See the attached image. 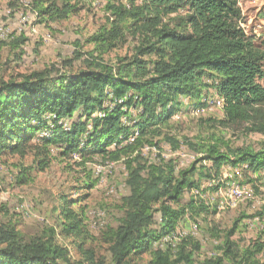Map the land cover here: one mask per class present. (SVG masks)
<instances>
[{
	"label": "trees",
	"instance_id": "16d2710c",
	"mask_svg": "<svg viewBox=\"0 0 264 264\" xmlns=\"http://www.w3.org/2000/svg\"><path fill=\"white\" fill-rule=\"evenodd\" d=\"M58 1L46 5L35 0L33 7L47 22L71 16L75 6ZM239 2L108 0L112 17L90 36L95 47L85 59L86 68L67 70L65 65L73 61L65 60L62 68L0 79V157L23 158L33 152L34 168L40 172L51 166L58 149L61 156L72 159L99 155L103 160L123 161L129 188L123 197L124 213L117 226L103 232L112 264H136L134 260L147 253L148 264H196L194 252L186 248L192 235L178 242L176 232L189 214L208 210L202 197L208 187L205 181L221 180L224 164L247 165L258 173L264 169V142L258 150L234 148L215 134L207 143L165 137L174 150L183 142L195 154L186 167H179L173 158L150 162L141 152L146 138L162 135L161 125L179 109L182 97H195L202 106V93L212 86L224 100V116L206 123L264 135V48L242 27ZM129 35L140 37L134 54L105 62L102 56L125 45ZM11 38L16 48L26 40L23 34ZM207 79L213 80L212 86ZM74 117L66 128L62 121ZM28 175L23 168L17 180L27 183ZM63 198L58 227L47 226L29 236L10 217L0 219V264H105L97 261L92 248H85L92 237L85 209H74L77 201ZM233 231L218 245L223 257L213 255L203 264H264L258 257L264 254V243L256 241L240 252L230 242ZM60 237H73L83 259L74 260Z\"/></svg>",
	"mask_w": 264,
	"mask_h": 264
},
{
	"label": "rangeland",
	"instance_id": "374dc122",
	"mask_svg": "<svg viewBox=\"0 0 264 264\" xmlns=\"http://www.w3.org/2000/svg\"><path fill=\"white\" fill-rule=\"evenodd\" d=\"M34 1L0 0V79L9 80L53 66L62 68L65 60L73 61L71 66L65 65L67 70L86 68L85 59L92 55L95 47L89 42L90 36L106 23L108 17H112L107 7L108 0H68L76 8L71 16L47 22L37 14L39 9L33 7ZM119 1L114 0V3ZM44 2L49 5L52 0ZM239 3L244 14L243 23L249 31L257 29V35L252 38L256 45L264 48V0H240ZM13 34L24 35L26 40L22 48L12 47L9 40ZM139 43V36L129 35L125 45L104 54L103 60L115 63L119 57L133 55ZM78 53L82 56H77ZM207 83L212 86L213 80L207 79ZM261 83L264 86V77ZM203 95L202 106L196 104L195 97L180 99L179 109L161 125L162 135L146 138L148 141L141 147L143 157L150 162L159 161L161 157L173 158L179 167L188 166L195 154L183 142L178 150H174L166 136H174L181 141L204 139L207 143L212 142L209 136L215 134L234 148L258 150L262 147L264 135L260 133L250 134L239 126L212 128L206 123L209 118L222 119L225 104L215 86L205 89ZM74 120L75 117L62 122L69 128ZM124 122L129 121L125 118ZM60 151L56 150L51 166L43 172L34 168L36 156L33 152L23 158L17 154L0 157V219L10 217L21 231L30 236L47 226L58 227L64 196L76 200L73 208L85 209V222L92 236L85 241V248L95 251L97 261L112 264L109 246L103 241V232L108 226H117L123 216V197L129 193L126 167L123 161H107L99 155L92 158L87 155L85 159L76 155L72 159L61 156ZM23 168L30 173L27 183L17 180ZM221 172L219 179L224 182H214H220L223 186L228 183L229 192L236 195L228 199V190H221L220 195H216L217 186L205 181V187H208L202 197L209 204L208 210L189 214L176 232L177 238L180 237L178 242L185 235H192L193 238L183 245L186 244L188 251L194 252L196 264H203L213 255L223 257L224 251L218 245L225 241L226 234L232 230L230 242L240 252L252 247L256 241L264 243V175L247 165L234 167L224 164ZM92 182L94 186L89 187ZM197 191L194 190V193H199ZM59 240L69 246L74 260L83 259L82 251L78 243L73 242V237H60ZM258 257L264 259L263 252ZM150 259L151 255L147 253L134 261L136 264H148ZM224 259L228 261V258Z\"/></svg>",
	"mask_w": 264,
	"mask_h": 264
},
{
	"label": "built area",
	"instance_id": "2783aa9c",
	"mask_svg": "<svg viewBox=\"0 0 264 264\" xmlns=\"http://www.w3.org/2000/svg\"><path fill=\"white\" fill-rule=\"evenodd\" d=\"M242 23H243V20H242ZM243 25H244V30L248 36H256L257 35V29L249 31V29L246 28L244 23H243ZM259 27H261V26H259ZM220 182H224V180H220ZM220 182H213L212 181V186H215V185L219 184ZM223 187H225V189ZM221 190H228V199L236 195V194H232L231 192H229L228 183L226 186H223V185L220 186V188L216 191V195H220ZM241 190H243V186H241Z\"/></svg>",
	"mask_w": 264,
	"mask_h": 264
},
{
	"label": "bare ground",
	"instance_id": "6f19581e",
	"mask_svg": "<svg viewBox=\"0 0 264 264\" xmlns=\"http://www.w3.org/2000/svg\"><path fill=\"white\" fill-rule=\"evenodd\" d=\"M136 134H137V133H136ZM134 136H135V135H134ZM134 138H135V137H133L132 140H133ZM259 174H260V175H264V169H263V170H260V171H259ZM236 186H237V185H236ZM245 191H246V190H245ZM250 193H251V192H250ZM244 194H245V193H244ZM248 194H249V193H248ZM243 196H244V195H243ZM182 234H184V233H182Z\"/></svg>",
	"mask_w": 264,
	"mask_h": 264
}]
</instances>
